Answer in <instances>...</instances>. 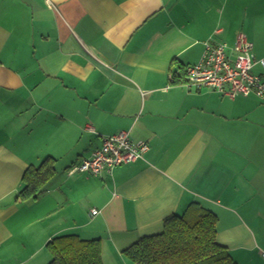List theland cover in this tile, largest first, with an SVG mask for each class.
Masks as SVG:
<instances>
[{
  "label": "crops",
  "instance_id": "crops-1",
  "mask_svg": "<svg viewBox=\"0 0 264 264\" xmlns=\"http://www.w3.org/2000/svg\"><path fill=\"white\" fill-rule=\"evenodd\" d=\"M239 33L263 59L264 0H0V264H50L68 235L136 264L124 251L193 203L236 264H264V98L184 78ZM122 131L149 144L143 159L69 173ZM48 159L53 178L21 197Z\"/></svg>",
  "mask_w": 264,
  "mask_h": 264
},
{
  "label": "trees",
  "instance_id": "trees-1",
  "mask_svg": "<svg viewBox=\"0 0 264 264\" xmlns=\"http://www.w3.org/2000/svg\"><path fill=\"white\" fill-rule=\"evenodd\" d=\"M183 77V74H182ZM55 162L48 159L25 175L23 198H35L55 175ZM217 216L193 203L183 215H172L161 234L141 238L124 251L136 264H236L227 247L217 241ZM50 264H104L100 240L61 236L48 244Z\"/></svg>",
  "mask_w": 264,
  "mask_h": 264
},
{
  "label": "built area",
  "instance_id": "built-area-1",
  "mask_svg": "<svg viewBox=\"0 0 264 264\" xmlns=\"http://www.w3.org/2000/svg\"><path fill=\"white\" fill-rule=\"evenodd\" d=\"M258 65L264 67V58L256 59L253 44L243 33L237 35L233 46L209 41L200 62L184 69L185 86L210 88L232 99L238 96L264 98V79L254 72ZM148 150L147 142H134L129 132L122 131L104 138L102 147L69 173L95 177L105 171L112 173L117 167L143 159ZM92 214L97 215L99 211L93 209Z\"/></svg>",
  "mask_w": 264,
  "mask_h": 264
}]
</instances>
